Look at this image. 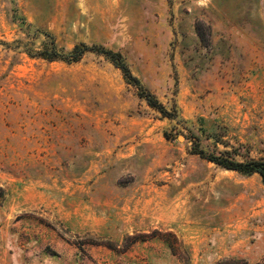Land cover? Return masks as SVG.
Returning a JSON list of instances; mask_svg holds the SVG:
<instances>
[{"label":"rangeland","instance_id":"1","mask_svg":"<svg viewBox=\"0 0 264 264\" xmlns=\"http://www.w3.org/2000/svg\"><path fill=\"white\" fill-rule=\"evenodd\" d=\"M198 151L264 162V0H0V264H264L263 179Z\"/></svg>","mask_w":264,"mask_h":264},{"label":"trees","instance_id":"2","mask_svg":"<svg viewBox=\"0 0 264 264\" xmlns=\"http://www.w3.org/2000/svg\"><path fill=\"white\" fill-rule=\"evenodd\" d=\"M87 52H94L99 55L105 56L107 59H110L113 64L122 71L127 81L130 84H133L139 90V96L142 99H145L150 107L156 109L165 116H169V113L163 106V104L160 103L152 93L146 91L142 87L140 80L133 75L124 57L120 53H114L97 46H87L85 44L77 45L71 51H67L60 49L56 40L53 37L47 35V40L43 42L42 50L38 55L42 59L49 62L63 61L67 63H77ZM197 153L201 155L202 158L216 164L217 166L225 170L235 171L245 175L258 174L261 176L264 182L263 161L247 159L243 162H239L232 158V153L230 152L206 153L204 151H198Z\"/></svg>","mask_w":264,"mask_h":264},{"label":"clouds","instance_id":"3","mask_svg":"<svg viewBox=\"0 0 264 264\" xmlns=\"http://www.w3.org/2000/svg\"><path fill=\"white\" fill-rule=\"evenodd\" d=\"M202 2H205V0H202Z\"/></svg>","mask_w":264,"mask_h":264}]
</instances>
